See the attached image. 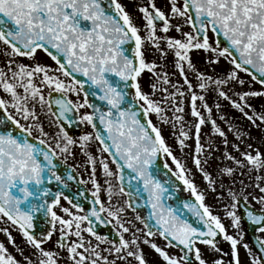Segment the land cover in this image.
<instances>
[{
	"label": "snow or ice",
	"instance_id": "obj_1",
	"mask_svg": "<svg viewBox=\"0 0 264 264\" xmlns=\"http://www.w3.org/2000/svg\"><path fill=\"white\" fill-rule=\"evenodd\" d=\"M134 7L141 14L142 27L121 0H0L4 46L0 53L5 57L0 67V223L6 225L0 232L22 257L18 260L0 242V264H59L61 251L70 264H150L144 246L162 264H225L221 239L231 247L229 264H241L242 220L264 233V152L251 143L241 151L245 138H252L250 132L224 114L220 103L228 102L251 127L264 132V107L258 110L249 102L264 97V0H165L167 11L155 0H136ZM173 29L178 36L168 35ZM146 48L164 61L171 54L175 70L171 75L178 74L181 80L173 81L164 64L147 60ZM193 52L205 54L208 70L197 67ZM40 53L53 64L42 62ZM221 59L232 66L224 74L216 72ZM241 72L261 90H250ZM146 73L148 92L141 83ZM246 84L249 90H244ZM209 93H215L213 106L207 102ZM185 99L195 118L191 135V129L185 130ZM213 107L239 141L232 144L239 157L227 151V134L212 118ZM84 108L91 111L81 114ZM153 114L159 125L171 128L179 151L184 152L194 139L191 161L205 182L203 189L166 142L162 127L153 123ZM45 119L54 129L51 134L45 130ZM206 124L225 148L215 175L205 167L216 159L212 140L207 141V149L201 142V126ZM80 125H90L93 131L74 137L69 128ZM93 141L99 156L89 151ZM77 147L91 167L93 190L87 209L81 200L87 199L88 190L71 192V182H89L77 180L75 170L67 167ZM165 156L174 168L163 160ZM249 188L258 194L248 192ZM180 190L189 191L190 198L180 200ZM102 191L107 203L100 198ZM209 195L235 234L206 203ZM114 196L126 199L120 204L113 202ZM249 196L261 205L258 210ZM142 207L148 209L146 216L139 211ZM238 209L243 215L237 214ZM128 210L142 228L125 219ZM38 220L49 227L36 233ZM96 225H111L116 239L99 234ZM10 229L34 251L25 255ZM54 234L57 239L49 250L44 245ZM155 236L164 241L163 247L152 239ZM256 242L255 253L247 243L242 247L249 264H264V239L257 237ZM102 244L109 246L101 249ZM198 245L221 255L206 260ZM170 248L179 255L170 253Z\"/></svg>",
	"mask_w": 264,
	"mask_h": 264
},
{
	"label": "rangeland",
	"instance_id": "obj_2",
	"mask_svg": "<svg viewBox=\"0 0 264 264\" xmlns=\"http://www.w3.org/2000/svg\"><path fill=\"white\" fill-rule=\"evenodd\" d=\"M135 2H136V0H121V3L125 4L127 10L133 15L135 23L138 26L142 27L143 21L140 19V15L141 14L135 10V7H134V3ZM164 3H165V0H163V5H164ZM184 30L187 31L188 28L185 27ZM141 34H143V31L141 32ZM3 47L4 46L2 44H0V49H3ZM145 55H146V59L149 60V61H155L157 64H164L165 68H166V70H167V72L169 74L172 73L173 71H175L173 66H172V56H171V54H169L167 60L164 61V60L160 59V56H159L158 52H155L154 50H152L150 48H146L145 49ZM39 59L41 61L44 60V62L47 63V64H53V62L49 58H47L43 53L39 54ZM221 60L222 61H220L219 66L217 67V70H218L219 74H224L225 72L230 70L232 66L227 61H225L224 59H221ZM24 62L28 63L27 60H24ZM4 65H5V57L2 55V53H0V67H4ZM196 65H197L198 68L201 66L199 63L198 64L196 63ZM203 70H208V68H205ZM239 75H240L241 78H243V79H245L246 81L249 82V84L251 85V89L250 90H261L262 86L260 84L255 83L254 81H252L251 78H249L246 74L241 72V73H239ZM173 81H174V79H173ZM149 82H150V75L146 73V74H144L143 79L141 81L142 86L144 88V91H146V92L150 91V89L148 87ZM244 90H249L248 84H246L244 86ZM196 91L199 92L198 89ZM2 95H3V93H0V96H2ZM45 95H47V91L45 92ZM159 96H160V94L157 93L156 97H154V98L158 99ZM68 98L72 99L74 101L77 99V97L74 96V95H69ZM79 99L82 100V95H80ZM207 102L209 103V106H213L214 105L215 93H209L207 95ZM249 102L253 105V107L257 108L258 110L260 108L264 107V97H253V98L250 99ZM197 103L199 105V101ZM220 103H221V111L224 114L233 117V122L242 131L250 132V135H251L252 138L251 139L245 138V143L244 144H240L241 151L245 150L246 144L251 143L253 145V148H257L261 152H264V132H262L260 129H257L255 127H251L249 122L247 120L243 119L239 112H237L236 110L232 109L230 107V105L228 104V102L220 101ZM9 110H11V109H9ZM184 115H185V121H186L185 130L191 129V131H190V135H191L194 132V128H191V126L194 124L195 118L191 117V115H190L187 99H185V113H184ZM150 118L152 119L154 124H157L158 126H161V125H159V122L157 121L156 116L154 114ZM212 118L217 120V124L220 125V127L223 128L225 130L226 134H227V138H228V141H229V144H228V147H227V151H229L233 155L239 157V153L235 152L233 150V148H232V144L239 143V141H237L235 139L234 135L231 132H228L227 125L224 122H222V121H220L218 119L217 110L215 109V107H213V116H212ZM44 127H45V130L48 131L50 134H51L52 131H54V129L52 127H49V122H48L47 119L44 120ZM161 127L163 129V136H164L166 142L172 147L174 154L177 156L178 159H180L182 161V163L186 164L187 168L191 169L192 177L194 178L195 183L197 184V186L199 188L203 189L205 182L202 180L201 174L194 169V166L192 165V161H191V155L190 154L194 151V143H195L194 139L189 140L188 141L189 147L186 148L184 150V152H181V151H179L178 146L176 145L175 140H174V138H173V136L171 134V132H172L171 128L169 126H167V125H163ZM88 132H90V131H88ZM33 134H34V136L38 135V133L35 132V131L33 132ZM78 136H75V137H78ZM210 139L212 140V142H213V144L215 146V150H216V152L214 150L212 153L215 152V155L217 157L214 160H210L209 164H215L217 162V165H219L221 163V159H220L221 158V154L225 150L224 145L222 143V138L219 137L218 135H213L212 132H211V128L207 127L206 125H202L201 126V142L205 145L206 149H207V143L205 144V142H207ZM75 149L80 151L78 147L75 148ZM76 150H73V151H74L75 155L79 156L80 154ZM89 151L93 155L99 156L97 154V152H95V149H93V147L91 145L89 147ZM164 160H167L169 165L174 168V165L171 164V159L170 158L165 156ZM110 166L114 169L113 165H110ZM216 166L214 167V169H208L207 168V170L213 171V173L215 175ZM97 173L102 175V172L100 170L99 164H97ZM245 183H249V181L246 178H245ZM116 184H117V182L115 180H113V185L115 186ZM238 186L239 185H237V187ZM117 191H118V189H117ZM247 191L248 192H253V189L249 188V189H247ZM253 194H258V192H253ZM100 198H101L102 201L107 203V196L106 195L100 194ZM113 202H119L120 204H123L124 200H123V198L121 196H114L113 197ZM225 202H227V201H225ZM206 203H208L209 205H212L214 213L221 216L226 228L228 229V232L230 234H235V230L230 227V221L227 220V219H224V213H223L222 208L220 206L216 205V202L212 198L211 195L208 196V198L206 200ZM249 203L251 205L257 207V208L261 207V205L255 203L254 201L251 200V196H249ZM80 214L82 215L83 213H80ZM134 216H135V214L133 212H131L130 210H128L125 219H132L133 223L135 224L136 227L142 228L143 226L140 224V222L134 220ZM5 226L6 225L0 223V228H3ZM83 226H87L86 223ZM10 231L12 232V235L15 238L17 245H19L20 247L24 248V254L25 255H29L31 252L34 251L33 249L29 248L28 246H26L23 243L22 237L20 236V234L17 231H15L13 229H10ZM125 235H126V238H127L128 234H125ZM84 236H85L86 239H91L94 244L96 243L95 239L93 237H90L87 233H84ZM74 239H75V237H74ZM152 239L158 245H160L161 247L164 246V241L161 238H159L158 236H155ZM243 241H244V239H243ZM0 242H3L5 244V246L8 248L9 252L12 253L14 256H16V258L18 260H22V257L15 251L13 246L8 243V240H7L6 236L2 232H0ZM54 242H55V238H54V240H52L49 243L50 250H52L54 248ZM225 243H227V242H225ZM108 246H109L108 244H102L100 247H101V249H103V248H106ZM198 247H200V249H201V251H202V253L204 255V258L206 260L211 261L214 258H216V257L221 255L220 253L209 252L205 248V246H203V245H198ZM144 248H145V252L148 254V259L150 261V264H162V262L159 261V258L156 256L155 253L151 252V250L148 249L146 246H144ZM220 248L223 250V253H224L223 259L225 261V264H228V256H229L228 254H230V251H231L230 244L227 243L226 248L229 249L227 252H225L226 248H223V247H220ZM167 250L170 253L174 254V255H179V251L177 249H171L170 248V249H167ZM238 252H239V258H240L241 264H249V256L247 254V251L242 247V243H241V246H239V248H238ZM66 255H67L66 252L61 251L62 259L60 260L59 264H70V262H68L67 259H66ZM32 258L34 260L36 259L35 256H33Z\"/></svg>",
	"mask_w": 264,
	"mask_h": 264
},
{
	"label": "flooded vegetation",
	"instance_id": "obj_3",
	"mask_svg": "<svg viewBox=\"0 0 264 264\" xmlns=\"http://www.w3.org/2000/svg\"><path fill=\"white\" fill-rule=\"evenodd\" d=\"M155 3H156V5H157V7H161L162 8V10H164V11H167V9L164 7V5H163V0H155ZM173 23H176V21H173ZM168 35H172V36H178L179 34L178 33H176L174 30H172ZM193 59H194V62L195 63H199L201 66L199 67L201 70H203V69H205V68H208V66L205 64V54L203 53V52H200V53H196V52H193ZM48 60V59H47ZM222 61V60H221ZM42 62H44V60H42ZM45 63V62H44ZM205 66V67H204ZM219 65H217V66H215L216 67V72L217 73H219L218 72V70H217V67H218ZM174 72V71H173ZM172 72V73H173ZM172 73H170V76H171V78L172 79H174V81H180L181 80V78L179 77V75L178 74H176V75H171ZM9 111H13L12 109L11 110H9ZM80 112H81V114L82 113H84V112H88L87 111V109L86 108H84V109H81L80 110ZM13 114L14 115H16L14 112H13ZM17 119H20V117L17 115ZM21 123H27V121H24V120H22L21 119ZM85 126V128H84V131L81 133V134H83V133H87L88 131H90V132H92V129L90 128V125H84ZM33 136H34V134H33ZM207 142H205V144H206ZM91 146L93 147V149H95V152H97L96 151V149H97V147H98V144H97V142H95V141H93L92 142V144H91ZM74 150H76V149H74ZM80 150V149H79ZM215 152H216V150H215ZM215 152L214 153H212V156H214V157H217L216 155H215ZM79 156H77V155H74V156H70L68 159H67V163L69 164V165H71V166H73L74 168H75V170H76V172L79 174V176H80V178H81V180H84V181H89V173H90V170H91V167L89 166V165H87V163H86V156L85 155H83L80 151H79ZM98 155H99V153H97ZM106 155V154H105ZM211 160H214V159H211ZM210 162V161H209ZM217 165V162L215 163V164H210V166H208V165H206L205 167L206 168H208V169H214V167ZM194 169H195V167H194ZM196 170V169H195ZM209 171V170H208ZM210 172H212L213 173V171H210ZM214 174V173H213ZM96 175H97V179L102 183L103 182V176L102 175H100V174H98L97 173V171H96ZM90 191H92L93 189H92V185H91V183H90V181L89 182H87V183H85L84 184ZM237 189H239V186L237 187ZM100 194H104V195H106V193L105 192H101ZM122 198H123V200H125V197H123V196H121ZM62 203H64V205L65 206H68L67 205V203L66 202H64V201H62ZM252 207L253 208H255V209H259V208H257V207H255V206H253L252 205ZM73 211H75V210H73ZM237 214L239 215V210H237ZM241 230H242V232H243V239H244V241L242 240V244L243 243H247V244H249V247L252 249V247H251V245H250V243H249V241L247 240V236H246V232H245V228H244V226H243V224L241 223ZM256 234H257V237H260L261 239H264V233H261V232H256ZM54 238H55V240L57 239V235L56 234H54L53 235V238H52V240H54ZM72 239H74V237H72ZM51 240V241H52ZM51 241H49L47 244H45L44 245V247L45 248H47V249H49L50 250V245H49V243L51 242ZM228 243V242H227ZM227 243H225V241H223V240H221L220 241V245H219V247H223V248H226V246H227ZM229 249L228 248H226L225 249V252H227ZM252 251H253V249H252ZM254 252V251H253ZM255 253V252H254ZM229 257V256H228Z\"/></svg>",
	"mask_w": 264,
	"mask_h": 264
},
{
	"label": "water",
	"instance_id": "obj_4",
	"mask_svg": "<svg viewBox=\"0 0 264 264\" xmlns=\"http://www.w3.org/2000/svg\"><path fill=\"white\" fill-rule=\"evenodd\" d=\"M83 94V93H82ZM57 94L56 93H53V96H56ZM93 103H96V104H100L101 106H103V102L99 101V100H96V99H93L92 100ZM91 111V109H89ZM209 126H211L210 124H208ZM81 126H73L71 128H69V131L72 135H75L79 132V130L81 131ZM164 160V159H163ZM160 161V163L163 162ZM67 167L71 170L73 169L72 167L68 166ZM62 171H63V168H62ZM174 179V178H173ZM77 180H80L79 179V176L77 175ZM72 183V188H71V192L74 194L78 189H87L84 185H80L78 184L76 181H73L71 182ZM177 185L179 186V188H182L183 186L180 184L179 181H176ZM186 191H183V190H180L177 192V197L180 199V200H187L190 198V196H186ZM86 197L87 199H82L81 200V203L83 204L84 208L87 209L90 205H89V201L92 199L91 197V193L88 191L86 193ZM194 199V198H192ZM169 203H172L175 205V201H169ZM140 213L144 216L147 215V212H148V209L146 207H142L139 209ZM240 211V215H243V211L242 209H239ZM185 215L186 217L192 221V222H195V218L191 216L190 213H187L185 211ZM244 225H245V228H246V231H247V235H248V239L254 249V251L256 252L258 250V247L259 245L257 244L256 242V226L255 225H252L250 224L246 219L242 220ZM47 227H49L48 225H45L43 224L42 221H36V227H35V232L36 233H39L41 232L42 230L46 229ZM96 231L101 234V235H107L109 237V239H116V236H115V231L114 229L111 227V225H96Z\"/></svg>",
	"mask_w": 264,
	"mask_h": 264
}]
</instances>
